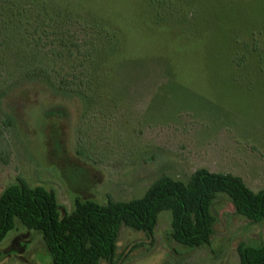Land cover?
I'll use <instances>...</instances> for the list:
<instances>
[{"label":"rangeland","instance_id":"374dc122","mask_svg":"<svg viewBox=\"0 0 264 264\" xmlns=\"http://www.w3.org/2000/svg\"><path fill=\"white\" fill-rule=\"evenodd\" d=\"M50 2L97 16L116 36L102 84L87 89L88 104L74 92L21 80L10 55L0 63V94L8 88L0 96V193L18 179L42 185L63 214L76 198H138L161 175L186 181L201 167L264 189V74L225 66L232 34L244 42L241 34L250 30L257 40L252 54L264 65V0H183V10L191 6L190 44L176 38L186 26L164 33L150 26L137 0ZM170 7L177 9L175 0ZM171 8L165 18L181 19ZM248 57L244 63H253ZM211 213L210 244L198 248L171 238L169 211L159 214L152 239L122 227L114 264H239L238 244L258 245L263 224L237 215L223 193ZM0 264L53 263L41 233L16 220L0 242Z\"/></svg>","mask_w":264,"mask_h":264},{"label":"trees","instance_id":"16d2710c","mask_svg":"<svg viewBox=\"0 0 264 264\" xmlns=\"http://www.w3.org/2000/svg\"><path fill=\"white\" fill-rule=\"evenodd\" d=\"M175 1L177 9L170 7L174 0H137L134 6L142 18H149L150 26L164 33L172 25L187 24L185 17L191 6L183 10L185 2ZM170 8L174 18L179 12L182 18H165L163 11L167 13ZM192 9L191 22L195 18ZM101 22L97 16L82 17L50 0H0V63H8L10 55L21 80L43 82L64 93L74 92L87 102L91 91L87 89L97 91L103 82L105 63L116 36ZM191 28L186 26L185 36L178 35L177 40L190 44L186 34L191 33ZM254 34L253 30L242 32L244 42L234 33L230 35L232 45L225 64L229 72L264 74L261 57L252 54L257 47ZM240 45L246 50L242 56L237 50ZM248 55L253 56V63L245 64ZM220 193L229 198L237 215L250 223L263 224L258 245L238 244L239 264H264V189L254 191L240 176L202 167L186 181L161 175L138 198L108 199L105 203L76 198L74 208L63 214L52 190L18 179L0 193V242L18 220L27 229L41 233L53 264H114L122 227L141 231L152 239L159 214L169 211L171 238L198 248L210 244L216 222L211 206Z\"/></svg>","mask_w":264,"mask_h":264}]
</instances>
